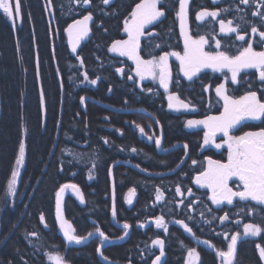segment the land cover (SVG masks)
I'll return each instance as SVG.
<instances>
[{
    "label": "trees",
    "instance_id": "1",
    "mask_svg": "<svg viewBox=\"0 0 264 264\" xmlns=\"http://www.w3.org/2000/svg\"><path fill=\"white\" fill-rule=\"evenodd\" d=\"M139 2L113 0L104 5L91 0L85 6L82 0H20L22 19L15 29L0 13V264H51L48 257L52 254L63 257L66 264H153L160 253L152 243L156 239L164 241L160 264H186L189 249L199 254L196 264H222L214 250H226L231 236L247 223L259 226L261 232L256 239L237 243L232 264H264L257 248H264V206L238 198L233 205L210 202L208 192L194 180L207 167V158L225 162L226 153L205 147L203 132L186 127L187 120L222 113L215 87L225 81L233 98L255 90L264 102L259 73L256 69L242 71L238 77L242 82L235 85L226 71H201L189 81L179 71L180 62L169 56L172 79L168 92L158 79L140 80L132 60L108 50L115 40L125 39L124 21ZM256 3L189 0V34L209 40L205 51L236 55L246 42H251L255 51H264L259 35L251 33L253 25L264 31V21L252 15L254 10L264 12V6L257 9ZM237 7L242 11L237 12ZM162 8L165 16L144 29L140 39L138 54L142 59L164 52L183 54L176 15L179 0H162ZM222 8L230 10L221 12L215 21L211 17L196 20L201 10ZM89 13L93 19L88 34L73 53L66 29ZM220 19L225 23L231 19L232 26L239 24L245 41L237 40L236 33H221ZM149 31L153 34L148 35ZM213 36L221 41L220 49L215 48ZM92 79L97 83H89ZM208 85L211 87L205 91ZM169 94L188 103L189 110L169 109ZM261 128L264 122L257 121L245 123L239 130ZM142 134L153 135V139L147 141ZM156 138H161L160 151ZM21 142L25 148L23 167L10 201L8 182ZM66 184L77 186L83 202L66 194L65 224L71 225L76 236L93 233L80 246L67 245L56 222L57 193ZM177 187L182 194H177ZM189 188L192 196L187 194ZM157 189L162 193L159 200ZM130 190H134L135 200L126 205ZM226 213L229 218L222 223L219 218ZM160 217L167 232L156 226ZM177 220L187 224L192 233ZM125 223L130 225L127 230ZM97 229L109 237L104 247ZM121 236L124 238L119 239Z\"/></svg>",
    "mask_w": 264,
    "mask_h": 264
},
{
    "label": "snow or ice",
    "instance_id": "2",
    "mask_svg": "<svg viewBox=\"0 0 264 264\" xmlns=\"http://www.w3.org/2000/svg\"><path fill=\"white\" fill-rule=\"evenodd\" d=\"M80 3L81 0H76ZM104 5H109L113 0H100ZM214 4L218 3L219 0H212ZM83 5L89 6L91 0H82ZM240 4L249 5L250 0H239ZM251 3H256V0H251ZM188 0H179V11L177 12V17L180 22V34L183 37V54L179 52H164L158 56H152L150 59H142L138 54L140 48V39L145 35L144 29L148 25H152L159 21L161 17L165 16V11L162 8V0H140L139 3L135 5L133 10L129 14V18L124 21V32L127 33V39L115 40L109 47V52L117 53L119 56H126L128 59L133 60L136 65V76L140 80H144L146 77H151L153 80H159L160 86L168 92L169 83L172 79V73L169 67L168 58L169 56H174L179 63V71L183 73L189 81H192L194 77L197 76L202 69H212L214 72H219L227 69L228 73H231V83L240 84L242 82V77L238 79L240 73L246 69H256L259 73V80L262 85V95H264V51H255L251 42H246L245 45H241L238 50V54L230 55L225 51H205V46L209 45V40L205 38L204 35H200L198 38H193L187 30V17H188ZM264 6V0L260 3H256L257 9ZM229 8H222L218 11H208L201 10L196 14L197 21H204L206 17H211L213 21L216 20L221 12H228ZM237 12L242 11L239 7L235 9ZM0 13H2L9 21L12 22L13 27L16 26V21L22 19L21 14V4L20 0H0ZM253 16H258L261 21H264V12L252 11ZM93 19L92 14L89 13L85 15L82 20H76L74 24L69 25L66 31L71 36L73 30L77 33V42L79 39L83 38L88 34V22ZM239 19L244 20L241 16ZM220 32L227 35L228 33H236V39L239 41H245V35L239 33L238 29L240 25H233L231 19L227 20L225 23L224 19L218 21ZM251 33L260 37V41L264 42V31L258 30V28L253 25L251 27ZM149 31L148 35H152ZM215 48H221V41L215 39ZM156 47H160L159 44ZM73 53L76 52V43L72 44ZM77 59H80L77 56ZM81 65L83 61L81 60ZM117 72H123L122 68H117ZM227 75V73H225ZM88 80L87 74L84 77ZM128 79H133L132 76H128ZM91 84H96L97 80L92 79L89 81ZM226 83H220L215 87L216 96L223 101V112L219 116H208L204 120H187L186 127L194 128L202 125L207 131L204 133L203 144L208 145L214 142V137L217 133H222L225 137L224 143L227 145L228 154L227 162H221L219 160H213L207 158V167L204 168L194 180V183L200 188H207L211 191V196L208 197L213 204L219 206L225 201L228 205H233L235 198L239 201L247 202L254 201L257 204L264 205V128L258 131H247L242 135L230 134L233 130H238L237 125H241V122L247 121H261L264 122V102L258 97L257 91L249 90L244 95L240 96L238 99L233 98L228 94V89L226 88ZM211 85L205 86L204 90L207 91ZM249 89L252 85L248 84ZM168 107L169 109L180 110L181 108L187 110L190 105L181 100L177 95H168ZM84 98L81 97V103H83ZM45 97L44 92H40V103L41 106L44 105ZM139 127V125H137ZM141 133L144 132L143 128H140ZM149 139H152L150 136ZM107 143V141H105ZM155 144L157 147L161 145V138L155 139ZM187 149V144L184 145ZM216 148H221V144H216ZM135 151V149H133ZM25 155V148L23 142H21L19 147V155L16 159V165L20 166L23 164ZM193 164L197 162L192 161ZM62 170V169H61ZM18 171L12 172V178L8 182L7 192L9 195H16V184ZM235 178L238 181L236 185L237 190H233L229 186V181ZM71 187L72 189L79 192L76 185H63L57 197L66 188ZM134 190H130V197ZM177 194H182L180 187L176 188ZM187 194L189 196L193 195L192 189H187ZM162 193L157 189V200L161 199ZM81 202H83V197L81 196ZM128 203L131 204L132 200L129 198ZM192 202H189L191 206ZM211 211V209H209ZM113 217L116 215L115 206H113L112 211ZM57 215L59 218V200L57 202ZM227 213L220 217V221L223 223L228 220ZM41 221L44 217L41 215ZM215 219V217H213ZM156 226L158 228H163L165 232L168 231L167 225L164 223L162 217L157 218ZM177 224L185 229V231L192 233V229L184 224L183 221L177 220ZM63 228V223L61 224ZM130 225L125 223L123 225L124 229H129ZM261 232V228L255 224L247 223L243 226V237L257 236ZM97 233L104 241L109 240V237L105 235L104 232L97 229ZM128 233L125 231L124 235ZM35 235V233H33ZM93 233H88V236L81 237L73 234L68 228L64 229V236L66 240L71 243L81 244L88 237H91ZM121 236L119 239H123ZM241 238V233L236 232L231 236L230 243L227 245V251L217 250V256L223 258L222 264H232L233 258L236 253L238 239ZM227 239V236H225ZM153 245L158 246L160 249L159 255L155 257L153 264H160L161 257L165 255L164 253V241L161 239L153 240ZM204 244L214 247L209 241H203ZM259 249V254L261 259H264V248L257 245ZM100 252V249H97ZM103 255V253H101ZM188 264H193V260H199V254L196 249L188 250ZM49 260L53 261L54 264H66L63 257L59 255L49 256ZM107 260V257H104ZM26 264V262H25Z\"/></svg>",
    "mask_w": 264,
    "mask_h": 264
},
{
    "label": "rangeland",
    "instance_id": "3",
    "mask_svg": "<svg viewBox=\"0 0 264 264\" xmlns=\"http://www.w3.org/2000/svg\"><path fill=\"white\" fill-rule=\"evenodd\" d=\"M90 22V21H89ZM89 22H88V26H89ZM200 22V21H199ZM20 24H21V19H18L17 21H16V26H15V28L17 27V26H20ZM11 25H12V22H11ZM149 26V25H148ZM147 26V27H148ZM12 27H13V25H12ZM146 27V28H147ZM14 27H13V29H15ZM145 28V29H146ZM180 31V30H179ZM67 37H68V43H69V46H70V48H71V51H72V44L73 43H76V48H77V46H78V43L82 40V39H84L86 36H84L83 38H81V39H79V41L77 42V33H76V31L75 30H73V34L70 36L69 35V33L67 32ZM128 37H127V33L125 32V39H127ZM73 52V51H72ZM133 61V60H132ZM133 63H134V65H135V62L133 61ZM135 67H136V65H135ZM136 71V70H135ZM220 72V71H219ZM222 72V71H221ZM227 72V71H226ZM139 78V77H138ZM140 79V78H139ZM148 79H152L151 77H148ZM168 99V98H167ZM169 102V101H168ZM221 102H222V104H223V101L221 100ZM172 110H174V109H172ZM189 109H187V110H185V109H183V108H181L180 110H178V111H188ZM174 111H177V110H174ZM223 112V111H222ZM221 115V114H220ZM219 116V115H218ZM248 122H257V121H247V122H241V125H237V129L239 130V129H241V126L243 125V124H245V123H248ZM194 129H200L202 132H203V135H204V133L207 131V129H205L202 125H200V126H197V127H194ZM238 130H233V132L232 133H230V134H235V135H242L244 132H247V131H244V132H241V130H239V132L237 133V131ZM142 137H144L145 138V140H147V141H150V140H152L153 139V135H152V139H149V137L148 136H145L144 134H142ZM225 137H223V135H222V133H217L216 134V136L214 137V142H211V143H209L208 145H205V147H209V148H212V149H215V150H217L218 152L219 151H224L226 154V160H225V162H227V154H228V149H227V145L224 143V141H225ZM216 144H221L222 145V147L221 148H216L215 147V145ZM22 167H23V164L22 165H20V166H17V165H15V169H14V171H18V173H19V175H18V177H17V184H16V190H17V187H18V184H19V179H20V175H21V171H22ZM12 178V177H11ZM11 180V179H10ZM238 184V181H236L235 180V178H233V180H230L229 181V186L230 187H232L233 188V190L235 191V190H237V188H236V185ZM198 186V185H197ZM198 188H200L199 186H198ZM200 189H202V190H205V191H207L208 192V197L209 196H211V191L209 190V189H207V188H200ZM130 192L127 194V196L125 197V199H124V202H125V204L126 205H130L129 203H128V200H129V198H131V200H132V202L135 200V194H134V192H133V194L131 195V197H130ZM7 195H8V198H9V200L10 201H12L13 199H14V197H15V195L13 196V195H9L8 194V192H7ZM236 199V198H235ZM234 199V200H235ZM210 200V199H209ZM210 202L212 203V201L210 200ZM132 204V203H131ZM213 204V203H212ZM222 204H227V202L225 201L224 203H222ZM221 204V205H222ZM213 205H215V204H213ZM216 206V205H215ZM262 206H264V205H262ZM66 228H68L69 230H71L72 231V228H71V225L69 224V223H67L66 222ZM243 226H244V224H241V226H240V228L238 229V232H240L241 233V238L240 239H238V242H240V241H246V240H253V239H256V238H258L259 237V234L257 235V236H249V237H243ZM73 232V231H72ZM246 242H248V241H246ZM230 243V242H229ZM236 250H237V248H236ZM224 251H227V249L226 250H224ZM214 252H215V254L217 255V250H214ZM236 254V253H235ZM55 255H57V254H52V255H50V256H55ZM219 256H217V258H218ZM219 259L221 260V262H223V258L222 257H219ZM235 259V258H234ZM188 260H189V257L187 256V263L186 264H188ZM48 261L51 263V264H54V262L53 261H51V260H49L48 259ZM196 262H197V260H193V264H196ZM234 262V261H233Z\"/></svg>",
    "mask_w": 264,
    "mask_h": 264
},
{
    "label": "water",
    "instance_id": "4",
    "mask_svg": "<svg viewBox=\"0 0 264 264\" xmlns=\"http://www.w3.org/2000/svg\"><path fill=\"white\" fill-rule=\"evenodd\" d=\"M188 4H189V0H188ZM187 10H188V6H187ZM179 30H180V22H179ZM187 30L189 32V29H188V17H187ZM181 38H182V42L184 44L183 37L181 36ZM202 70L213 71L212 69H202ZM246 70H252V69H246ZM246 70H244V71H246ZM223 71H227V69H225ZM157 149L160 151V147H157ZM67 185H70V184H67ZM66 194H70V195L74 196L78 201H81L80 192H77L76 190L72 189L71 187L66 188L62 193H60L59 197H57L55 215H56V222H57L59 234L63 237V239L65 240L67 245H69V246H80L82 243L81 244H76L75 242L69 243L66 240L65 236H64V229H66V226H65V222H64V216H63V200H64ZM58 200H59V218H58V215H57V202H58ZM254 203H256V202H254ZM112 220L115 221V217H113V214H112ZM62 223H63V228L61 227ZM100 238L103 240L102 237H100ZM107 244H108V240L107 241L103 240L102 247L107 245ZM98 256L101 258L100 252H98ZM234 258H235V256H234ZM234 258H233V261H234ZM233 261H232V263H233Z\"/></svg>",
    "mask_w": 264,
    "mask_h": 264
}]
</instances>
